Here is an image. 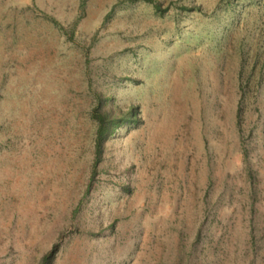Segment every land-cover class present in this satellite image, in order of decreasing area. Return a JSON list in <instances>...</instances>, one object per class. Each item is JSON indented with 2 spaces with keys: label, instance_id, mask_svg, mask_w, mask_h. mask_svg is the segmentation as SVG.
<instances>
[{
  "label": "rangeland",
  "instance_id": "1",
  "mask_svg": "<svg viewBox=\"0 0 264 264\" xmlns=\"http://www.w3.org/2000/svg\"><path fill=\"white\" fill-rule=\"evenodd\" d=\"M51 253L264 264V0H0V264Z\"/></svg>",
  "mask_w": 264,
  "mask_h": 264
},
{
  "label": "trees",
  "instance_id": "2",
  "mask_svg": "<svg viewBox=\"0 0 264 264\" xmlns=\"http://www.w3.org/2000/svg\"><path fill=\"white\" fill-rule=\"evenodd\" d=\"M102 134H103V128H102V124H100V127L98 129L99 138L97 139V154L101 153V147L104 141V137H102ZM52 258H53V253L45 256L42 260V264H51Z\"/></svg>",
  "mask_w": 264,
  "mask_h": 264
}]
</instances>
